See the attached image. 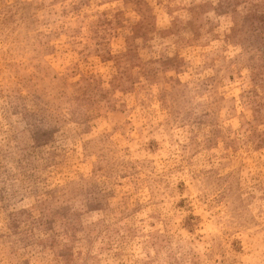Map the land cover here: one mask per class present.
Listing matches in <instances>:
<instances>
[{"label":"rangeland","instance_id":"374dc122","mask_svg":"<svg viewBox=\"0 0 264 264\" xmlns=\"http://www.w3.org/2000/svg\"><path fill=\"white\" fill-rule=\"evenodd\" d=\"M0 264H264V0H0Z\"/></svg>","mask_w":264,"mask_h":264}]
</instances>
